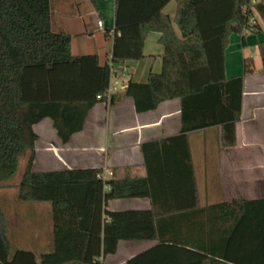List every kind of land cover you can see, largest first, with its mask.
<instances>
[{
	"label": "trees",
	"instance_id": "16d2710c",
	"mask_svg": "<svg viewBox=\"0 0 264 264\" xmlns=\"http://www.w3.org/2000/svg\"><path fill=\"white\" fill-rule=\"evenodd\" d=\"M169 1L114 0L111 54L101 63L96 52L72 53L71 34L52 26L51 0H0V187L27 154L17 199L38 201L39 189H61L63 198L47 197L52 209L72 207L77 230L85 232L80 258L46 263L56 233L47 253L14 246L0 202V264H103L117 250L120 225L134 222H151L157 243L126 264H177L172 251L177 247L192 252L181 264H264V197L201 204L187 141L188 131L219 125L220 145L234 144L242 74L225 76L224 51L231 33L244 43L242 29L252 32L257 20L264 22V0H174L173 16L164 10ZM90 2L102 15L96 0ZM150 31L160 33L164 47L161 70L149 71L145 81L130 78L123 93L136 112L178 98L180 127L174 135L141 143L146 174L103 178L100 167L34 169L39 138L34 125L49 117L61 142H67L82 129L92 106L115 102L117 92L105 94L111 64L142 58ZM257 50L264 74V38ZM251 70L252 60L245 57L243 73ZM176 151L185 154L181 171L167 164L166 154ZM157 160L167 165L157 169ZM126 197H148L150 207L107 208L109 200Z\"/></svg>",
	"mask_w": 264,
	"mask_h": 264
},
{
	"label": "crops",
	"instance_id": "0c3cea01",
	"mask_svg": "<svg viewBox=\"0 0 264 264\" xmlns=\"http://www.w3.org/2000/svg\"><path fill=\"white\" fill-rule=\"evenodd\" d=\"M96 2L102 15L98 14L90 0H51L52 26H56L55 30L71 34L73 54L96 52L103 63L110 57L112 49L114 0ZM98 19L102 20L101 26L97 25ZM257 21L256 30L245 33L244 43L241 42L240 34L231 33L224 51L225 76L242 74L240 111L235 122L234 144L227 148L220 145L219 125L187 132L190 162L201 204L238 197H264V74L260 71L261 62L257 50V42L264 38V22ZM110 24L112 30L108 28ZM107 29L109 31L106 33ZM159 35L158 31L147 34L142 58L122 61L116 65L115 78L121 82L117 99L114 103L99 101L92 106L82 129L73 133L67 142H61L51 119L45 117V124L41 126H45V170L92 166L100 167L105 178L146 174L140 145L144 141L178 132L179 100H165L153 110L136 112L132 98L123 92L130 78L145 81L149 71L161 70L164 47L158 42ZM75 36H80L76 43ZM253 48L256 54L253 53ZM245 57L252 60V70L248 73H243ZM35 131L39 135V131ZM166 155L170 159L167 163L169 167L174 171H181L185 159L183 151ZM167 164L164 160H157L154 166L159 169ZM180 174L179 182L182 181L185 186V176L182 178ZM7 187L9 185L0 189ZM94 188V184L89 185L90 200ZM49 193H53L52 189H49ZM58 193L59 198L55 199L64 197L61 189ZM16 194L17 189L13 200L0 196L9 225V238L14 246L28 248L38 254L47 253L53 249L55 232V251L46 256V263L66 257H81L85 232L77 230L72 207L61 212L50 206L45 211V237L39 240L37 235L40 229L32 216L21 213L25 208L18 205ZM48 202L51 205V201ZM148 207V197L114 198L107 203V208L114 210ZM118 235L121 238L116 252L106 255L103 264H126L128 258L157 243L151 222L123 223ZM172 251L177 264L192 257V252L187 247L173 248Z\"/></svg>",
	"mask_w": 264,
	"mask_h": 264
},
{
	"label": "rangeland",
	"instance_id": "374dc122",
	"mask_svg": "<svg viewBox=\"0 0 264 264\" xmlns=\"http://www.w3.org/2000/svg\"><path fill=\"white\" fill-rule=\"evenodd\" d=\"M164 10L167 13H169L171 16H173L174 10H175V1L170 0L164 7ZM111 24H110V27L108 28L112 30ZM53 28L56 29V26H53ZM78 40H80V36H75L74 43H76ZM92 40L93 39H91V41ZM246 51H248V49ZM253 53L256 54V50L254 48H253ZM121 79H123V77H121ZM118 90H120V88ZM43 124H45V118L35 125V129L39 131V138L36 142V156H35V165H34V169L36 170H45V126L41 128ZM26 155L27 154H24V156L21 158L20 166L15 176L11 180L4 182V184H7V186L9 185V187L0 189V196L3 197L4 199H7V200L15 199L16 187H17L18 180L22 174V170H23L24 163L26 160ZM52 192L53 193H49V190L42 188L38 190L39 197L41 198V200H38V202L36 201H19L18 202L19 203L18 205L25 208L21 213H25L30 217L32 216L35 224H37V227L40 229L39 231L40 233L39 235H37L39 237L38 238L39 240L42 239L41 237H45V224H47V222H45V214H46L45 211H47L50 208V206H52L53 208L52 203L51 205H49L50 204L48 202L49 198L47 197H52L54 199L59 198L58 196L59 190L57 191L52 190Z\"/></svg>",
	"mask_w": 264,
	"mask_h": 264
},
{
	"label": "built area",
	"instance_id": "2783aa9c",
	"mask_svg": "<svg viewBox=\"0 0 264 264\" xmlns=\"http://www.w3.org/2000/svg\"><path fill=\"white\" fill-rule=\"evenodd\" d=\"M254 21H255L254 16L253 15H249L248 19H247V23L248 24H252ZM97 25L98 26L102 25V20L101 19L97 20ZM242 31L244 33H247V32L250 31V29H249V27H244L242 29ZM115 77H116V66L111 64V67H110V82H109V85H108L107 90L105 92L107 98H109V96L111 94L116 93L118 91V89L121 88V83ZM112 78H114V79L112 80ZM101 176L103 178L105 177L103 174H101Z\"/></svg>",
	"mask_w": 264,
	"mask_h": 264
}]
</instances>
